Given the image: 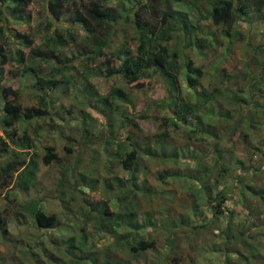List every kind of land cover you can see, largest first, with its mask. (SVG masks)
<instances>
[{
	"label": "trees",
	"instance_id": "16d2710c",
	"mask_svg": "<svg viewBox=\"0 0 264 264\" xmlns=\"http://www.w3.org/2000/svg\"><path fill=\"white\" fill-rule=\"evenodd\" d=\"M34 1L0 0V95L4 99V114L1 119L5 131L6 127H14L23 119L48 114L50 104L46 96L40 95L42 107L24 110L19 102L20 91L1 84L9 53L11 59L18 63L17 66L23 65L24 68L20 70L22 79L31 76L39 83L47 84L46 87L49 89L56 88L64 80L40 75L38 71L42 69L40 64L38 63L36 67L29 63L36 61L48 63L54 59L58 60L63 48L74 42L73 32H68L69 38H67L59 33L58 27L55 28V22L61 20L64 15V8L72 5L71 20L88 31L89 40L91 38L93 41L91 56H88L86 61L104 58V62L102 60L101 66L98 67L100 73L107 77L121 76L129 84L138 88L152 85L155 76L163 77L170 93L169 100H166L164 105H168L172 112L168 115L155 114L152 117L162 120L160 126L170 124L175 128H179L182 124L187 126V135L189 138H194L193 140L204 138L206 134L207 139L212 142V148L206 152L208 155L206 157L211 158L212 162L195 156L193 159L198 162L197 166L184 167L186 174L177 171L161 173L163 178L183 175L190 179L191 185L188 187L193 186L194 190H198V195L195 191L197 196L190 216L184 212L185 209L184 211L181 209L180 212L173 214L176 217H169L170 210L164 216L163 211L155 214L151 209L142 211V207L137 205L139 204L138 193H144L145 199V194L150 198L155 190L138 187L139 182L134 173L138 169L141 157L139 144L132 141L131 149L125 144H120L118 154L121 156L123 168L131 172V177L125 179L118 175L113 180L109 175L95 177L94 174L80 172L79 178L64 173L61 178V180L64 179V183H70L75 190L79 186L91 189L88 201L90 208L85 209L80 206L78 210H74V217L83 216L85 222L95 220L96 233L98 231L106 235L115 233L114 241L106 245L101 237L98 243L104 244L98 248L93 242L91 243L95 234H90L84 225L81 227L82 235L75 234L66 240H60L58 250L48 247V244L42 241L46 259L35 251V248L41 245V241L35 244L30 243L24 250V256L31 257L34 264H138L135 262L138 255L148 250L158 249V237L142 233L143 229L153 227L155 230H161L160 234L168 236L171 256L167 254L159 256L152 263L147 264H171L173 259L175 264L197 263L195 260L189 262L191 257L184 258L186 251H183L181 243L177 242L182 232L185 233V238L191 240L194 252L204 248L195 246L197 243L192 241L195 234L212 233L218 240L209 245L210 253L203 252V256L208 259L210 256L216 258L221 255L222 264H232L230 259L234 253L241 251L237 248L236 240L247 242L264 238V165L255 163L256 160L253 162L254 156H260L257 159L258 162L261 158L264 159V43L260 38H257L258 43L252 42L253 35L257 34L256 31H263L264 26L260 27L257 18L250 16L249 2L241 0L238 5L237 0H211L207 15L200 14L195 16V20H190V12H182L172 7L173 3L182 0H163L164 7L159 13L160 22H156L144 18L143 13L148 10L147 4L132 6L134 12L131 15L127 10L131 0H123L118 7L111 6L109 0H89L88 4H84L82 0H44L46 9L51 15V21L40 40L36 39L30 28L26 32L11 33L8 21L14 19L15 22L11 24L17 27L20 19L31 16L30 5ZM78 1L81 3L78 4ZM258 1L257 9H261L264 0ZM6 9L10 10L12 18L6 15ZM202 16L210 19L212 26L218 32L212 31L205 24ZM123 20H131L134 25L135 35L130 40L126 39L111 49L112 38L107 36V39L97 38L98 28L107 26L108 29L115 31L117 25L122 24ZM181 24L182 27H180ZM242 25L247 27L243 29ZM220 32L222 35L219 37ZM13 35L14 43L19 45L20 49L16 48L14 43H9ZM236 38L245 40L242 42V57L247 64L245 71L232 73L226 66L220 67L218 60L213 67L216 72H221L222 82L211 87L205 86L202 79L206 73V66L198 64L196 59L189 57L187 50H195L199 56H202L204 50H214L220 43L228 55ZM134 41L137 44L133 47ZM172 42L176 43L172 44ZM115 61H118V64H115ZM63 67L70 68V65L57 66L51 73L61 72ZM181 73L184 74L188 89L185 96L182 95L183 87L179 80ZM156 87L163 88L160 84H156ZM131 99L124 89L116 87L111 90L110 97H105L101 103L109 107L111 113L116 110L128 114L126 110L129 108ZM144 110L139 115L140 119L151 117L148 110ZM132 116L131 111L130 117ZM83 124L88 125L86 118ZM41 129L42 126H39L38 130ZM86 130H88L87 127ZM254 133L259 137L256 142L253 140ZM17 135L19 134L15 129L11 135L8 134L11 140ZM29 135L30 133L22 137L26 142L23 147L26 151L21 152L24 157L17 154L16 159L8 160L0 168L1 186L6 189L5 199H9L12 203L16 199L10 197L16 193V188L27 195L37 184L38 151H31L34 145ZM237 135L244 138L246 149L243 151L226 146V140L235 139ZM10 148L9 141L4 134L0 133V154L9 152ZM145 153L151 156L160 155V152L150 146L145 149ZM170 158H174L175 161L179 159L180 151L173 150ZM55 160L61 159L55 148L50 146L43 156L44 164L49 165ZM126 183L132 187H126ZM196 183L199 184L197 187ZM103 190L106 193L110 191V194H117V197L106 195L103 199L100 194ZM200 199L204 200L203 203L211 209L210 215L207 216ZM98 212H103L101 218L97 215ZM18 215L23 214L18 212ZM196 216L200 218L197 225L192 219ZM34 218L38 226L46 230L61 226L56 213H47L42 208L34 207ZM7 221V215L2 211L0 229L3 237L11 233ZM191 227L192 230L187 229ZM203 245L205 246V243ZM113 249L122 250L129 255V259H117V261L110 259L112 255L108 250ZM240 256L244 264H250L249 256L239 254ZM12 261L16 263L17 259L13 258Z\"/></svg>",
	"mask_w": 264,
	"mask_h": 264
},
{
	"label": "rangeland",
	"instance_id": "374dc122",
	"mask_svg": "<svg viewBox=\"0 0 264 264\" xmlns=\"http://www.w3.org/2000/svg\"><path fill=\"white\" fill-rule=\"evenodd\" d=\"M82 1L84 4L89 3V0ZM122 1L109 0V3L111 6L118 7ZM240 1L237 0L238 5ZM243 1L249 2L248 12L250 16L257 18L258 23H260L259 26L263 27L264 5L261 9H257L259 6L258 0ZM162 2L163 0H131L127 10L132 15L134 12L132 6L147 4L148 10H142L144 11V18L160 22L159 13L161 8L164 7ZM210 2L211 0H182L181 2L173 3L172 7L182 12H190V20H195V16L200 14L207 15L210 9ZM80 3L81 1H78V4ZM30 7L32 10L31 16L20 19L21 21L17 27L11 24V22H15L14 19L10 22L8 21V28L13 34L26 32L30 28L36 39L40 40L41 35L51 21V15L46 9L44 0H35ZM72 7V5H67L64 8V15L61 20L55 22V28L58 27L59 33L67 38H69L68 32H73L72 40L74 42L67 44L63 48L62 55L58 60L54 59L48 63L46 61L29 63V65L36 67H38L39 63L42 68L38 69L40 75L56 80H64L62 83H59L56 88L49 89L46 87L47 84L43 85L32 79L31 76L22 79L20 70L24 67L23 65L21 67L17 66L18 63L11 59L10 53L7 63L4 65L1 84L4 87H11L13 90L17 89L20 91L19 102L24 107V110L32 107H42L43 103L40 95L46 96L50 104L48 114L42 117L23 119L14 125L15 128L6 127L7 130L5 131V126L1 119L4 114V99L0 95V133L4 134L11 146L9 152L0 154V168L8 160L16 159L17 154H21V157H24L21 152L26 151L23 148L26 142L22 137L29 133L34 145L31 151H38L37 159L39 165L36 177L37 184L32 187L31 193L26 195L22 190L16 188V193L10 197L16 199L13 203L9 202V199H5L4 193L6 189L2 188V179H0V213L3 211L7 215L8 228L11 232L8 236L3 237L0 229V264H34V260L31 257L24 256V250L30 243L35 244L37 241H44L48 244V247L58 250L60 240H66L75 234L78 236L82 235L81 227L84 225H86L90 234H95L91 243L93 242L98 248L104 244L102 242L98 243L101 237L106 245L114 241L115 233L113 235H106L102 231L96 233L95 220L85 222L86 220L83 216L74 217V210H78L80 206L85 209L90 208L88 201L91 189L79 186L75 190L70 183H64V179L61 180V178L63 173L79 178L80 172L90 175L94 174L95 177L109 175L113 180L118 175L123 176L125 179L131 177V172L126 171L122 166L121 156L118 154L120 144L127 145L129 149L132 148V141L139 144L141 157L139 158L138 169L134 173L139 182L138 187L155 190L154 195L150 198L145 194V199L143 198L144 193H138L137 200L139 204L137 203V205L142 207V211L151 209L155 214L163 211L164 216L170 210L171 215H168L169 217H176L173 214L180 212L179 210L181 209L183 211L185 209L184 212L190 216L193 213L192 206L198 195V190H194L193 188L195 187L193 186L189 188L188 186L191 185L190 179L183 175L163 178L161 173L164 171H177L181 174H186L184 167L197 166L198 162L193 159L195 156L212 162L211 158H207L208 155L206 154L212 148V142L207 139L206 134L204 138L193 140L194 138H189L187 135V126L183 124L179 128H175L171 124L160 126L162 120L152 117L155 114L168 115L172 112L168 105H164L165 101L169 100L170 93L163 77L160 75L155 76L153 77L152 85L138 88L129 84L121 76L107 77L100 73L98 67L101 66L102 60L104 62V58L100 57L93 61H86V58L91 56L90 51L93 48V41L91 38L89 40L88 31L71 20ZM6 15L12 18L9 9H6ZM202 19L212 31L218 32L212 26L210 19H205V17ZM180 27H182V24ZM241 27L244 29L247 25H242ZM245 31L247 32V30ZM256 32L257 34L253 35V40L251 38L252 42L258 43L257 38H260L264 43V37H262L264 29ZM96 35L98 36L97 38H112L111 49H113L122 41L130 40L135 35V30L131 20H123L122 24L117 25V30L114 31L108 29L107 26H103L98 28ZM221 35L222 33L220 32L218 36L220 37ZM249 36L247 35V37ZM13 37L15 36L13 35L10 38L9 43H14ZM242 42H245V40L234 39L232 50L229 51L228 55L226 54V49L220 43L214 50H204L202 56H199L195 50H187L189 57L196 59L198 64L206 66V73L202 79L205 86L211 87L216 83L222 82L223 76L221 72H216L213 67V64L218 60L220 61V67L226 66L232 73L245 71L247 64L244 57H242ZM174 43L176 42H172V44ZM136 44V41H134L132 46L134 47ZM14 46L20 49L19 45L15 44ZM114 63L118 64V61ZM63 65H70V68L63 67L61 72L51 73V71L55 70L53 68L62 67ZM179 80L183 87L182 95L185 96L188 93V89L183 73L180 74ZM156 84L162 85L163 88H157ZM116 87L124 89L132 98L129 108L126 110L128 114L124 113V111L116 110L111 113L110 108L101 103V100L105 97H110L111 90ZM144 109L148 110L147 112L151 117L140 119L139 115L145 111ZM131 111L133 112L132 117H130ZM85 118L88 125L83 124ZM39 126H42L41 130H38ZM86 127L88 130H86ZM14 129L19 135L11 140L8 134L10 133L11 135ZM197 136L202 137L200 134H197ZM258 138V134L254 133V142ZM226 143V146L235 147L240 151L246 149L244 138L241 135H237L235 139L226 140ZM233 143L235 145H232ZM50 146L55 148L61 160H55L51 164L45 165L43 156ZM148 146L160 152V155L151 156L146 154L145 149ZM162 148L164 152L161 151ZM176 149L180 151V158L175 161L174 158H170V155ZM259 158L260 156H254L253 162L256 160L255 163H262L263 166L264 159L261 158L258 162L257 159ZM125 185L126 187H132L129 183ZM198 185L196 183L195 186L197 187ZM100 194L102 198L106 195L117 197V194H110V191L106 193L105 190L100 191ZM200 202L203 203L204 200L200 199ZM21 205L23 206L21 207ZM229 205L231 204L229 203ZM34 207L42 208L47 213H56L61 226L49 230L39 227L34 218ZM202 208L205 209L207 216L210 215L211 209L206 203H203ZM18 212H22L23 215H18ZM102 214L103 212L97 213L100 218ZM241 217L245 216L241 215ZM192 219L195 220V225L200 220L197 216ZM187 229L192 230L193 228ZM160 232L161 230H155L153 227L142 230L144 235L148 233L153 237H158V249L148 250L138 255L135 262L147 264L152 263L159 256L166 254L171 256L168 236L162 235ZM195 235L192 240L197 243L195 246L204 247L199 252L192 251L191 240L185 238L184 232L178 236L177 242L181 243V248L186 251L184 258L191 257L189 262L195 260L197 262L195 264H222L221 255L216 258L210 256L208 259L203 256V252L210 253L211 248H209V245L218 240V238L210 232ZM262 239L264 238L248 240L247 242L236 240L237 248L241 251L234 253L232 259H230L232 264H244L243 258L242 256L239 257V254L249 256L250 264H264V240ZM44 242L37 246L35 251L46 259ZM203 243H205V246ZM108 252L112 255L110 257L112 260L129 259V255L123 253L120 249L108 250ZM13 258L17 259L16 263L12 261ZM171 264H175L174 259Z\"/></svg>",
	"mask_w": 264,
	"mask_h": 264
}]
</instances>
